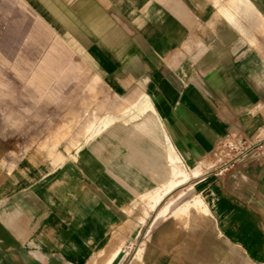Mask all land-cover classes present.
Returning a JSON list of instances; mask_svg holds the SVG:
<instances>
[{
    "label": "crops",
    "instance_id": "0c3cea01",
    "mask_svg": "<svg viewBox=\"0 0 264 264\" xmlns=\"http://www.w3.org/2000/svg\"><path fill=\"white\" fill-rule=\"evenodd\" d=\"M25 4L29 40L0 29V264H264V0ZM110 95L150 110L92 135ZM227 143L141 221L175 155Z\"/></svg>",
    "mask_w": 264,
    "mask_h": 264
},
{
    "label": "rangeland",
    "instance_id": "374dc122",
    "mask_svg": "<svg viewBox=\"0 0 264 264\" xmlns=\"http://www.w3.org/2000/svg\"><path fill=\"white\" fill-rule=\"evenodd\" d=\"M112 8V5L110 6ZM25 12L28 13V6L25 4V0H0V29L5 26L8 23V25L11 24L12 29V40L14 41L13 44L17 43V41H23L24 44L29 40L28 38L31 36L30 33H25ZM21 15H23L21 17ZM29 35V36H28ZM33 35V33H32ZM48 34H45V36ZM1 36V34H0ZM28 36V37H27ZM18 44V43H17ZM13 55L15 57L20 56V49H14ZM41 51V50H40ZM43 51V50H42ZM109 104L110 109L115 114H110L101 121L99 126L96 128L95 132L92 134H96L100 132L102 129L106 128L109 124L114 122L118 119L123 120H132L137 117V115H140L144 113L147 110H150L148 104V100L145 98L143 101L140 102H134L129 107V102H125L122 98L112 96L109 97ZM125 105L128 107L125 110H122V113L119 112L120 109H123ZM137 109L138 112H134V110ZM120 113V114H119ZM236 152L235 149H231L229 147H226V149H220L214 154H211L210 156H207L204 158L201 163L196 164L195 171L191 170V167L188 168L184 162L185 171L184 173H177V166L174 164H171V171L172 175L171 177L162 185H160L158 188L154 189L153 191L149 192L148 194L142 195L138 201H141V203L144 204L142 207V217L140 218L141 221L144 220V216L147 214V211L150 209H153L156 204H154L152 207H150V204L153 203V197L159 195V200L162 197V199L170 192L172 191L175 185L178 183L188 179L190 176H196L200 172V165L201 167L206 169H213L215 168L223 159L229 158L232 154ZM182 184V183H181ZM180 185V184H179ZM178 185V186H179ZM174 187L173 189H171ZM171 189V190H170ZM170 190V191H169ZM169 191L168 193H166ZM179 196L182 195L181 190L178 189ZM166 193V194H164ZM178 193V192H177ZM177 195V194H175ZM186 194H184L185 197ZM141 199V200H140ZM161 199V200H162ZM181 199V197H179ZM160 200V201H161Z\"/></svg>",
    "mask_w": 264,
    "mask_h": 264
},
{
    "label": "bare ground",
    "instance_id": "6f19581e",
    "mask_svg": "<svg viewBox=\"0 0 264 264\" xmlns=\"http://www.w3.org/2000/svg\"><path fill=\"white\" fill-rule=\"evenodd\" d=\"M173 163L174 165L177 166L178 170H177V173H184V169H185V166L181 165V163L179 162V159L178 157L175 155L174 158H173ZM195 168L196 166L194 167H191V170L192 171H195ZM159 201V195L157 196H154L153 197V203L150 204V207H152L154 204H156L157 202ZM118 247V246H117ZM116 252H112V254L109 256V258L103 263V264H108V262L113 258V256L115 255ZM114 259V258H113Z\"/></svg>",
    "mask_w": 264,
    "mask_h": 264
},
{
    "label": "built area",
    "instance_id": "2783aa9c",
    "mask_svg": "<svg viewBox=\"0 0 264 264\" xmlns=\"http://www.w3.org/2000/svg\"><path fill=\"white\" fill-rule=\"evenodd\" d=\"M238 146H239V145L230 144V143H227V144H226V147H229V148H231V149H235V150H237ZM259 147H260L262 150H264V139L262 140V142L259 143Z\"/></svg>",
    "mask_w": 264,
    "mask_h": 264
}]
</instances>
